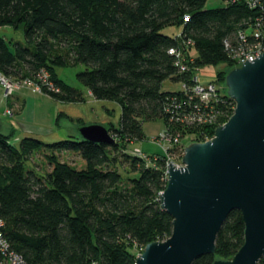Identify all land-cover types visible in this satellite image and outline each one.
Here are the masks:
<instances>
[{
    "label": "trees",
    "instance_id": "trees-1",
    "mask_svg": "<svg viewBox=\"0 0 264 264\" xmlns=\"http://www.w3.org/2000/svg\"><path fill=\"white\" fill-rule=\"evenodd\" d=\"M207 1L0 0V26H23L26 41L0 36L1 74L40 83V74L46 72L58 90L43 85L44 94L83 102V92L57 72V67L82 63L86 69L77 77L91 95L121 106L120 124L107 126L115 144L84 140L80 134L54 142L33 136L14 142L15 129L6 133L0 123L2 230L26 264H136L138 249L140 253L147 243L172 234L173 217L159 201L167 185L168 161L159 154L147 155V160L131 151L128 141L145 137V121L162 119L169 131L176 130L182 122L172 113L185 95L163 90L164 81L193 84L204 65L226 63L228 71L233 69L232 50L257 42L241 41L240 32L264 21V0L256 9L243 0L205 9ZM170 26L181 31L164 33ZM172 48L187 59L194 57L187 71L176 64ZM226 71H219L213 81L226 85ZM223 99L218 109L230 117L236 102L227 92ZM67 118L85 124L81 118ZM216 127H204L199 135H213ZM41 148L76 152L86 164L78 168L53 153L47 155L52 170L39 174L27 163ZM120 166L127 168L126 177ZM244 240L245 223L236 209L217 236L216 252L193 264L229 259ZM258 264H264V257Z\"/></svg>",
    "mask_w": 264,
    "mask_h": 264
},
{
    "label": "water",
    "instance_id": "water-1",
    "mask_svg": "<svg viewBox=\"0 0 264 264\" xmlns=\"http://www.w3.org/2000/svg\"><path fill=\"white\" fill-rule=\"evenodd\" d=\"M226 76L234 113L213 138L184 149L183 165L168 164L159 201L173 217L172 234L145 245L136 264H193L216 252L217 236L233 210L242 213L245 240L213 264H258L264 257V52ZM84 140L115 144L103 124L78 127Z\"/></svg>",
    "mask_w": 264,
    "mask_h": 264
},
{
    "label": "rangeland",
    "instance_id": "rangeland-1",
    "mask_svg": "<svg viewBox=\"0 0 264 264\" xmlns=\"http://www.w3.org/2000/svg\"><path fill=\"white\" fill-rule=\"evenodd\" d=\"M225 0H208L204 6L205 9L219 8L225 6ZM180 28L170 26L163 29L164 33L176 35L180 32ZM0 36L6 39H14L22 42L25 41L24 27L13 28L10 26H0ZM196 51L192 49V54ZM229 65L221 63L219 65H204L196 71V76L201 81H213L217 79L218 72L227 69ZM85 64L68 65L67 67H57V72L71 86L81 90L84 94L85 101L83 102H67L59 101L40 92H35L32 87L23 85L16 90L13 95L6 98L4 95V87L0 85V123L2 130L6 133L12 128L15 129L14 142H18L26 136H33L42 139L45 142H54L61 139L70 138V135H79L78 124L76 121L69 120L68 116L75 119L81 118L85 124H103L106 127L110 124L118 126L121 119V106L112 100H98L94 98L87 87L78 79L77 73L85 70ZM228 74V73H227ZM14 80V85L19 84L18 79ZM35 81V80H33ZM224 91L228 93V87L221 83ZM165 91H179L181 86L177 81L167 79L163 83ZM7 109L11 112L7 113ZM61 115V116H59ZM220 114L216 119L208 123L183 122L179 124L174 131H170L171 135H180V143L175 145L174 140L161 137L165 130L170 128V125L164 123L162 119L143 122V130L145 137L141 140L132 139L128 141L129 149H139L144 155L159 154L165 155L168 164L173 162L176 166L183 165L182 159L184 156L185 147L192 142H204L213 135H199L200 130L207 126H220L224 124L230 117ZM57 118H60L59 124ZM195 129H193V126ZM216 127V128H217ZM215 128V129H216ZM185 131L183 133V130ZM191 138L193 140H191ZM173 147V149H171ZM55 155L62 161H67L78 168L85 166V161L76 152L73 151H53L49 148H41L36 150L28 159V165L34 168L39 174H47L52 170V165L47 159V155ZM157 156V155H156ZM150 159V158H149ZM120 171L126 177L128 175L127 168L120 166ZM139 254V249L137 250ZM141 251V250H140Z\"/></svg>",
    "mask_w": 264,
    "mask_h": 264
},
{
    "label": "built area",
    "instance_id": "built-area-1",
    "mask_svg": "<svg viewBox=\"0 0 264 264\" xmlns=\"http://www.w3.org/2000/svg\"><path fill=\"white\" fill-rule=\"evenodd\" d=\"M243 1H245L252 8L256 9L259 7L261 0ZM254 24L255 26L251 25L246 31L240 32L239 36L241 41L245 42L250 38H254L257 42L250 45L240 44L236 50H232L230 43H227V47L232 50V58L236 67L247 62L246 60L251 62L264 52V21L259 22L256 20ZM170 52L172 54H176V64L180 66L181 71H187L189 69V63L190 61H193L194 57L187 59L184 52L176 48L170 49ZM39 79L41 80L40 83L33 81V79L27 78L24 80H19V84L15 83L14 85V80L0 73V85L4 87V95L6 98L13 95L15 91L20 89V87L23 85L32 87L33 91L40 93H43V85L48 86L49 89L56 91L58 90L50 81L48 73L42 72L39 76ZM193 81V84H188L185 81L180 83V90L185 95V98L181 100L175 99L177 100L175 102L177 111L172 113V117H177L178 121L182 123L192 122L193 124H197L201 122H211L221 113L218 107L220 106L221 102H225V99H223L225 96L224 87L214 81H201L196 75L194 76ZM10 112L11 111L7 109V113ZM181 113L183 116H181ZM171 134L172 133L169 131V129H167L165 130V133L161 135V137L174 140L175 145L178 146L180 143V135L178 134L173 136ZM133 152L149 160L148 156L144 155L141 150L135 149ZM4 225V220L0 218V264H26L24 258L19 253L11 249V245L2 230Z\"/></svg>",
    "mask_w": 264,
    "mask_h": 264
}]
</instances>
